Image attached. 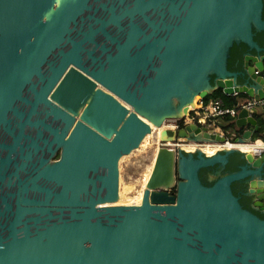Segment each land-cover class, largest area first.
Here are the masks:
<instances>
[{"label": "water", "instance_id": "1", "mask_svg": "<svg viewBox=\"0 0 264 264\" xmlns=\"http://www.w3.org/2000/svg\"><path fill=\"white\" fill-rule=\"evenodd\" d=\"M253 28L264 0H0V264H264V219L232 190L246 180L264 205V155L177 146L226 141L212 129H164L142 204L105 205L144 119L216 90L264 99ZM234 43L250 85L228 69ZM235 125L244 143L259 128L245 109ZM234 153L245 165L222 173Z\"/></svg>", "mask_w": 264, "mask_h": 264}, {"label": "built area", "instance_id": "2", "mask_svg": "<svg viewBox=\"0 0 264 264\" xmlns=\"http://www.w3.org/2000/svg\"><path fill=\"white\" fill-rule=\"evenodd\" d=\"M260 108H264V99L259 101L249 99L240 103L239 105H236L235 107L226 106L221 98L209 99L208 101H206L205 99H201L198 101L197 106L191 110L188 116H185L182 119L169 120L167 122L172 126L174 130L185 127L190 123H195L202 127H205L206 129H212L215 131L216 129L220 130L217 119L226 116L235 118L238 112L242 109L249 111L250 114H254L257 109ZM160 143V145L163 144L161 141ZM177 146H183V144H177ZM251 152L255 156H261L262 154H264V144L257 147L255 146Z\"/></svg>", "mask_w": 264, "mask_h": 264}, {"label": "bare ground", "instance_id": "3", "mask_svg": "<svg viewBox=\"0 0 264 264\" xmlns=\"http://www.w3.org/2000/svg\"><path fill=\"white\" fill-rule=\"evenodd\" d=\"M198 100L199 99H197V98L194 99V108L197 106ZM144 121L146 123H148V125L150 126V129H151V133L148 134L144 138L145 141L147 140L146 138L153 137L155 139V142L158 143V142L161 141V133H162V131L164 129L174 130L172 128V126L169 125L168 122L165 123L166 127H165V125H162L161 127H157V126L153 125L152 123H150L149 121H147L146 119H144ZM144 140L142 141V143H144ZM255 142L253 144H250V143H246V142L245 143L244 142H234V143H232V142H229V141H225L223 143H213V144L205 143L203 145H199L198 143H191L189 145H183V149L188 150V151H193L198 146L199 149L204 151L207 155H213V154H215L217 151H219L221 149H239V150H241L243 152L251 153L252 149L255 146L262 145V141L259 142L258 144L255 143ZM142 143H141V145H142ZM151 168H152V166H151ZM151 168H150L149 172L145 175L144 179L142 180V185L141 186H142L143 189L145 188V186H146V184H147V182L149 180L150 172L152 170ZM119 180H121V179L119 178ZM118 188L119 189H118L117 199L114 202L106 203L105 205H107V206H128V205H137V206H139V205L142 204L144 190H139L137 192V194L132 195L131 193L134 190V186L132 184H129V185L127 184L126 185L125 183H123V181H120V185H119V181H118ZM102 206H104V205H102Z\"/></svg>", "mask_w": 264, "mask_h": 264}, {"label": "trees", "instance_id": "4", "mask_svg": "<svg viewBox=\"0 0 264 264\" xmlns=\"http://www.w3.org/2000/svg\"><path fill=\"white\" fill-rule=\"evenodd\" d=\"M257 34H259L261 36V41H262V39L264 38L263 32H259ZM247 48H248V46L243 44V43H240V44L234 43L232 48L230 49V51H232L234 53V51L236 50L237 57H239V60H242L243 54L246 51H248ZM229 55H230V52H229ZM237 57L233 58V62L236 60L235 58H237ZM231 66H232L231 63L229 62L228 69L235 70ZM215 98H221L224 101V103L226 104V106H229V107H235L236 105H238V103L241 100L248 99V97L245 94H238L236 96H226L225 94H223L222 91L216 90L211 95L207 96L205 98V100L208 101L209 99H215ZM254 118L257 120L259 128L257 129V131H255V133L253 135V140L260 139V140H262L264 142V108L257 109V111L254 113ZM223 120L227 121V124H226L224 129H226V130H229V129L233 130L234 129L238 133V136H241V134L244 131V129L243 128L237 129L236 125H235V121H233L232 118L224 117ZM258 142H260V141H258ZM57 158H58V156H57ZM243 162H244V159L242 158V155L240 153H234V154L229 156V164L227 165L226 169H228L229 171L230 170L231 171H235V170L237 171L238 170L237 164L238 163H243ZM215 168L216 167H212V168H209V169H202L200 171V173H199L201 180L203 182H205V183H209L206 180V175L209 172V170L212 171V169H215ZM238 183L239 182H235V183L232 184V190H233V187L235 185H237ZM233 193L238 196V194L236 193V189L233 190ZM240 202L243 205V207L247 209V207H246V202H247L246 199L245 198H241ZM252 212L254 214H256V215L259 214V213L255 212V211H252ZM258 216L260 218L264 219L263 215L259 214Z\"/></svg>", "mask_w": 264, "mask_h": 264}, {"label": "rangeland", "instance_id": "5", "mask_svg": "<svg viewBox=\"0 0 264 264\" xmlns=\"http://www.w3.org/2000/svg\"><path fill=\"white\" fill-rule=\"evenodd\" d=\"M226 136L230 137L231 135L226 133ZM146 139L147 140H144V143H142L138 149L134 150L129 155L122 157L119 161V178L121 179L119 180V185L120 181H123L126 185L132 184L134 186V190L131 193L132 195L137 194L139 190L145 189L141 186L142 180L149 172L151 166L153 167L154 154L161 144L160 142H155L153 137H148ZM229 140L232 143L235 142L234 139L229 138ZM190 143H193V141H190ZM197 147L193 151L185 150L183 149V146L181 149L186 152H194L199 149V147Z\"/></svg>", "mask_w": 264, "mask_h": 264}, {"label": "flooded vegetation", "instance_id": "6", "mask_svg": "<svg viewBox=\"0 0 264 264\" xmlns=\"http://www.w3.org/2000/svg\"><path fill=\"white\" fill-rule=\"evenodd\" d=\"M259 32H263V31H256L254 30L253 28V33H254V41L256 42V44L259 46V47H263L264 48V38L262 39L261 41V36L257 33ZM264 34V32H263ZM248 49V52H249V48ZM251 52V51H250ZM247 53V51L245 52ZM244 53V54H245ZM251 53H255L254 51H252ZM237 52L236 50L234 51V53L232 51H230V55L228 57V61H227V65L229 64V62L231 63V67L234 68L235 70H230L231 72H236V73H239L241 72L238 76H237V83L240 84V85H245V84H248L250 85V83H252V78L250 79L249 77H244V71H243V58L242 60H239V57H237ZM243 54V56H244ZM234 57H237L235 58L236 60L233 62V58ZM235 66V67H234ZM58 157H59V154H58ZM229 164V160H228V163L226 164L225 168L223 169L222 173H229V172H234V171H229L228 169H226L227 165ZM245 165V161L243 163H238L237 164V168L238 170L241 169L242 166ZM219 169L215 168V169H212V171L209 170V172L207 173L206 175V180L208 182H210V179H214V172L217 171ZM237 170V171H238ZM236 171V170H235ZM236 189V193L238 194V197L241 199V198H245L246 199V207L247 209L251 210V211H255L261 215L264 216V205L259 208L256 203H258L260 200L258 198V196L256 194H249V186H248V183L245 181H242V182H239L237 185H235L233 187V190ZM262 203H264V200L262 201ZM258 214V215H259Z\"/></svg>", "mask_w": 264, "mask_h": 264}, {"label": "clouds", "instance_id": "7", "mask_svg": "<svg viewBox=\"0 0 264 264\" xmlns=\"http://www.w3.org/2000/svg\"><path fill=\"white\" fill-rule=\"evenodd\" d=\"M246 100H249V98L248 99H244V100H241L242 102H244V101H246ZM242 102H239L238 103V105L240 104V103H242ZM241 111V110H240ZM239 113V112H238ZM238 115V114H237ZM250 115H253L254 116V114H250ZM226 117H229V116H226ZM222 119H224V117H221ZM231 118V117H230ZM236 118H237V116L235 117V118H232L233 119V121H235L236 120ZM198 125V124H197ZM198 126H200V125H198ZM200 127H202V126H200ZM219 128H220V130H215L214 132L215 133H218V134H221L222 136H225L226 137V141H229L230 142V140H229V138H231V139H234V141L235 142H237L236 141V139L237 138H240L241 136H238V133L236 132V130H235V134L234 135H231L230 137H227L226 136V133L225 132H223V130H222V128L220 127V125H219ZM207 130H209V129H207ZM229 130H232V129H229ZM227 134H229V133H227ZM257 140H260V139H256V140H253L252 142H247V143H250V144H253L255 141H257ZM262 141V140H261ZM190 143V141H188V142H186V143H180V144H183V145H185V144H189ZM191 144V143H190ZM264 144V142L262 141V145ZM199 145H201V144H199ZM257 146H261V145H257ZM256 146V147H257ZM179 147H182V146H179ZM222 150V149H221ZM237 150H239V149H237ZM241 151V150H240ZM243 152V151H242ZM252 153V152H251ZM253 154V153H252ZM254 155V154H253ZM262 155H264V154H262ZM261 155V156H262ZM255 156V155H254ZM256 157H259V156H256Z\"/></svg>", "mask_w": 264, "mask_h": 264}, {"label": "crops", "instance_id": "8", "mask_svg": "<svg viewBox=\"0 0 264 264\" xmlns=\"http://www.w3.org/2000/svg\"><path fill=\"white\" fill-rule=\"evenodd\" d=\"M240 102H242V101H240ZM217 122L220 125V127L222 128L223 132L229 133L231 135H234L235 134V132L233 130H226V129H224L225 126H226V124H227V121L223 120L222 118H219V119H217ZM258 141H260V140H257L255 143L258 144L259 143ZM193 143H196V142H193Z\"/></svg>", "mask_w": 264, "mask_h": 264}]
</instances>
